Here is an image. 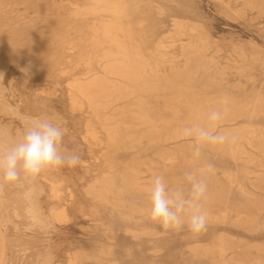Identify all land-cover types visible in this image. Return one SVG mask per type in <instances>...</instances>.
Instances as JSON below:
<instances>
[{"label":"rangeland","instance_id":"obj_1","mask_svg":"<svg viewBox=\"0 0 264 264\" xmlns=\"http://www.w3.org/2000/svg\"><path fill=\"white\" fill-rule=\"evenodd\" d=\"M4 1L9 15L0 19V152L36 118L50 117L68 130L64 146L76 150L81 161L20 185L0 183V264H264V0H137L145 44L162 41L169 55L160 64L163 80L141 98L149 123L138 115L135 98L118 103L116 112L126 107L127 116L112 120L120 134L113 147L102 133L100 141H86L66 92L81 67L74 52L85 56L107 44L90 48V41L79 42L71 52L67 40L81 28L62 22L58 14L64 11L44 5L53 0ZM173 18L199 26L190 34H175ZM193 100H201L208 114L235 105L215 127L211 120L194 124L229 134L227 146L205 144L199 156L194 154L195 142L181 134L192 126L185 120L197 103ZM189 171L208 184L201 201L207 227L198 234L189 230L187 212L184 225L171 229L148 213L150 189H145L153 177L162 175L169 188L183 187L187 195ZM112 173L113 195L98 198L90 192L94 180ZM133 176L139 182L135 190L127 182ZM59 208L65 213L62 221L52 217Z\"/></svg>","mask_w":264,"mask_h":264},{"label":"bare ground","instance_id":"obj_2","mask_svg":"<svg viewBox=\"0 0 264 264\" xmlns=\"http://www.w3.org/2000/svg\"><path fill=\"white\" fill-rule=\"evenodd\" d=\"M36 1L38 2V0H35V2ZM41 1L45 2V0H41ZM83 2H77L74 0H67V2H64L62 0H53V2L52 1L45 2L46 4H44V5L45 6L50 5V7H52V6H53V8L55 7L56 10L64 11V13L62 12V13L58 14V16H60V19L62 20V22H63V20H65L64 22L67 24H70L73 22L74 25L81 28L79 35H76V36L74 35V37L71 40H67L68 47H66V48L69 51L72 52L77 47L79 42L86 43V42L90 41L91 42L90 48H91V44H107L105 47L101 48L99 51L95 50L94 52L87 53L85 56H82L81 54H75V52H74V55L77 58L76 59V65H81V67H80L78 73L73 77V79L70 82H67V84H66V88H67L66 92L68 95V98L67 97L66 98L69 99L68 104H69V108H70V114L71 115L77 114L80 117L79 119H80L81 125H83L85 128L84 138L86 139V141H89V143L91 141L92 142L97 141L98 139L100 141V138H99L100 135L99 134L102 133V136H104V143L106 145H108L109 147H113L119 141L120 134H119V124H115V125L111 124L112 120L116 116H121V117L127 116V113H126L127 111L125 112V110H124V109H126V107L124 109H121L120 111L118 110V112H116V110H117L116 107H118L117 106L118 103L123 102V101L128 102V101H131L132 99L135 98L134 102H136V100H138L140 102V103L138 102L140 104V105L138 104L139 105L138 108L140 111V114L138 113V115H140L143 122L145 121V122L149 123V121H150L149 115L147 116V111L145 112V109L143 108V104H141V103H143L142 102L143 99L141 100V98H143L142 95H144V94L154 92L155 87L157 85V82H160L163 80V75L161 74L162 66L160 64H161L163 58H165L169 54L167 53V51L164 50L165 45H163L162 41L156 42L153 46H147V44H145L146 43L145 41L147 39L146 38L147 31H146L145 27L142 26L141 20L138 21L136 19L137 18L136 13H138V12H136L138 9V6H137L138 1L137 0H83ZM27 3H25V4H27ZM143 3H144V1H143ZM157 10H158V8H157ZM1 13L3 15H5V16L0 17L1 21L6 20L7 15H9V11L7 10V5H6L4 0H0V14ZM8 22H10V21H8ZM90 22H92V23H90ZM60 26L62 27L63 25H60ZM173 26H174V32L173 33H175V34L180 33V34L186 35V34H190L191 32L196 31L199 25L198 26L187 25V24L183 23V20H178V19L173 18ZM61 27H60V29H61ZM83 27H85V28L82 31ZM66 29H67V27H66ZM75 29H76V27H75ZM56 30H58V29H56ZM58 32H60V31H58ZM65 32L68 34L67 31H65ZM62 35H64V34H62ZM199 35L203 36V35H205V33H203L201 31V33H199ZM199 35H196V36H199ZM40 40H42V39H40ZM208 41H209V39H208ZM96 47H95V49H96ZM98 48L99 47H97V49ZM62 49H64V48H62ZM85 53H86V51H85ZM66 57H69V56L67 55ZM67 61H69V60H67ZM80 61H83V62H80ZM162 65H163V63H162ZM62 67H64V66H62ZM75 70L76 69H74L73 71L75 72ZM65 71H63V72H65ZM63 72H59V73H63ZM69 75H71V74H69ZM62 76H65V75L63 74ZM205 86H207V85H205ZM193 101L195 102L196 100H193ZM198 101L199 100H197L196 102L198 103ZM224 102H226L225 99L223 100V103ZM197 103H195V104L192 103L194 106H193V108H191L192 109L191 113L189 112L190 116L188 115L189 117L187 116V119L185 120V121L190 122L192 125L202 124V123L210 120L209 119L210 113L208 114L207 112H205L204 107L202 108L201 104H199V103L197 104ZM218 103H220L221 105L223 104L221 102H218ZM218 103L216 105H218ZM126 104L128 105L129 103H126ZM203 104H206V103H203ZM130 105H131V103H130ZM182 105H183V103H182ZM221 105H219V106H221ZM234 106H232L233 108H230L229 106H227V108H226L227 111H225V112H228V109H230L228 113H232V111H234L233 110ZM248 107H246V109H249ZM251 107H253V106H251ZM255 107H256V105H255ZM108 108L109 109L113 108V112L110 115H108L106 113L103 114L102 111H104ZM188 108H189V106H188ZM243 109H245V108H243ZM208 110H209V108H208ZM249 111L251 112L252 110H249ZM258 111H260V110H258ZM245 112H246V110H245ZM247 112H248V110H247ZM133 114L136 117V114L135 113H133ZM246 115H247V113H246ZM248 115H252V114H248ZM132 117L133 116H131V118ZM226 118L228 119V117H226ZM118 119H121V118L118 117ZM216 123L217 122L212 121L213 127H215ZM157 132H158V130H157ZM250 132H251V130H250ZM154 133H156V132H154ZM83 134H84V132H83ZM246 135L248 136V134H246ZM247 141H249V140H247ZM96 144H98V143H96ZM259 144L260 145L263 144V139L259 140ZM99 145H101V144H99ZM224 145L225 144H223V146ZM225 146H227V145H225ZM99 147H100V149H103V148H101V146H99ZM234 147L236 148L235 145H234ZM93 148H95V147H93ZM231 151H230V153L232 154ZM97 152H99V151L97 150ZM236 152H237V150H236ZM97 154H99V153H97ZM236 154H238V153H236ZM96 158H98V157H96ZM100 162H101V160L99 161V163ZM109 166L111 168L114 167L112 162H109ZM104 168H106V170H107V167H104ZM125 168H126V166H125ZM128 169H131V168L129 167ZM131 170H129V171H131ZM95 171L97 173L96 169H95ZM101 171L106 172V171H104V169ZM129 171H128V174H130ZM109 172H110V170H109ZM97 174H96V176H98ZM131 174H132V172H131ZM131 174H130V176L133 175V174L132 175ZM126 175H127V173H126ZM126 175H124V176H126ZM112 178H113V173L111 175H105V176L101 177L100 179L97 178L91 184V187H89L90 192H93L98 198H102V197L104 198V196H103L104 194L105 195L106 194L107 195H113L114 194V188H113ZM127 179H128V177H127ZM228 181H229V183H231L234 180H232V177H229ZM127 182H129V184L132 185V187H134V190L136 188L137 189L139 188L138 178H134V176H133V178L131 180L129 179V181H127ZM147 186H148V188H146L145 190H148L151 187V186L149 187V185H147ZM61 189H64V188H61ZM68 190H69V188H68ZM68 190L66 192H68L70 195V192ZM140 190H141V187H140ZM140 190H138L139 193L141 192ZM51 191L54 194V196H57L58 190L54 185H52ZM143 191H144V189H143ZM105 199H107V198H105ZM60 207H62V206H60ZM145 214L147 215V213H145ZM64 215H65V213L60 208L56 209L52 212V217L57 221H60V220L62 221L64 219ZM1 237H0V240H1ZM0 242H2V241H0ZM0 251H1V249H0ZM219 252H220V250H219ZM0 255H1V252H0ZM69 262H70V260H69ZM70 263L73 264L72 262H70Z\"/></svg>","mask_w":264,"mask_h":264},{"label":"clouds","instance_id":"obj_3","mask_svg":"<svg viewBox=\"0 0 264 264\" xmlns=\"http://www.w3.org/2000/svg\"><path fill=\"white\" fill-rule=\"evenodd\" d=\"M224 115V111L213 110L209 119L217 122ZM67 131L50 117L36 118L17 141L0 152V183L20 185L45 171L77 166L81 161L79 153L64 146ZM181 134L195 142L193 150L196 156L200 155L203 145H223L232 138L225 132L200 125L186 126ZM185 179L189 185L187 195L183 187L169 188L162 175L153 177L149 216L163 228L171 229L184 225L183 214L187 212V226L198 234L206 230L208 221V214L201 204L208 192L207 179L191 171L185 173Z\"/></svg>","mask_w":264,"mask_h":264}]
</instances>
